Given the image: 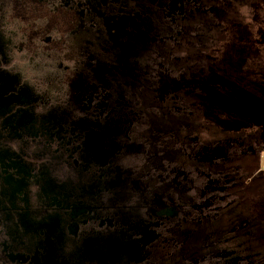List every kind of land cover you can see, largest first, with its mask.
<instances>
[{
	"label": "flooded vegetation",
	"instance_id": "flooded-vegetation-1",
	"mask_svg": "<svg viewBox=\"0 0 264 264\" xmlns=\"http://www.w3.org/2000/svg\"><path fill=\"white\" fill-rule=\"evenodd\" d=\"M244 1L0 0V264H264V144L192 104Z\"/></svg>",
	"mask_w": 264,
	"mask_h": 264
},
{
	"label": "trees",
	"instance_id": "trees-1",
	"mask_svg": "<svg viewBox=\"0 0 264 264\" xmlns=\"http://www.w3.org/2000/svg\"><path fill=\"white\" fill-rule=\"evenodd\" d=\"M244 2L234 13L237 23L232 27L239 31L206 29V37L200 42L201 60L204 80L214 85L207 90L212 94L194 98L192 104L204 102L217 110L215 120H206L208 129H216L217 120L234 132L252 133L264 144V0ZM254 14L263 25H253L249 30ZM253 33L259 37L252 42L249 35ZM247 194L245 208H251L256 219L263 220L264 174L252 182Z\"/></svg>",
	"mask_w": 264,
	"mask_h": 264
},
{
	"label": "rangeland",
	"instance_id": "rangeland-1",
	"mask_svg": "<svg viewBox=\"0 0 264 264\" xmlns=\"http://www.w3.org/2000/svg\"><path fill=\"white\" fill-rule=\"evenodd\" d=\"M256 17V14H254V17L251 19V22L253 23H250V25H249V30H252L253 29V25H255L254 26V28L255 27H260L261 25H263V22L260 20V19H257V18H255ZM229 27H231V26H229ZM233 28V27H232ZM233 31H236V29H232ZM240 29H238L237 31H239ZM236 31V32H237ZM244 30H242L241 32H243ZM254 32V31H253ZM250 36V39H251V41L253 42L257 37H259L258 35L256 36L255 35V33H253L252 35H249ZM248 36V37H249ZM262 157L264 158V151H262V153H261V156H260V164L262 165V168L264 169V166H263V164H262ZM264 174V173H263Z\"/></svg>",
	"mask_w": 264,
	"mask_h": 264
},
{
	"label": "bare ground",
	"instance_id": "bare-ground-1",
	"mask_svg": "<svg viewBox=\"0 0 264 264\" xmlns=\"http://www.w3.org/2000/svg\"><path fill=\"white\" fill-rule=\"evenodd\" d=\"M263 163H264V158H263Z\"/></svg>",
	"mask_w": 264,
	"mask_h": 264
}]
</instances>
